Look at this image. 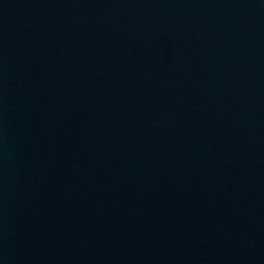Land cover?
I'll list each match as a JSON object with an SVG mask.
<instances>
[{"label":"water","instance_id":"95a60500","mask_svg":"<svg viewBox=\"0 0 264 264\" xmlns=\"http://www.w3.org/2000/svg\"><path fill=\"white\" fill-rule=\"evenodd\" d=\"M0 264H145L30 0H0Z\"/></svg>","mask_w":264,"mask_h":264}]
</instances>
